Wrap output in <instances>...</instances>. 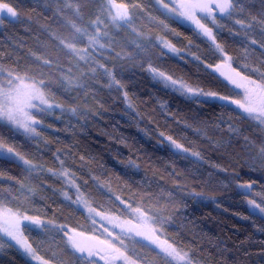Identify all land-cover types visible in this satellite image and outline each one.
Instances as JSON below:
<instances>
[{
    "label": "trees",
    "instance_id": "1",
    "mask_svg": "<svg viewBox=\"0 0 264 264\" xmlns=\"http://www.w3.org/2000/svg\"><path fill=\"white\" fill-rule=\"evenodd\" d=\"M111 1L124 11L120 21L109 16L108 0H0L13 13L0 21V70L37 83L45 99L60 107L32 113L38 131L33 138L0 123V138L31 160L25 166L0 156V210L19 216L40 212L79 235L91 234L89 217L62 194L75 199V189L48 173L58 168L53 156L59 151L94 211L128 221L142 212L158 234L184 242L197 264H264L259 255L264 232L253 224V218L259 223L264 217L230 184L240 174L244 181L255 180L252 198H260L264 127L229 103L198 104L153 79L149 65L205 90L238 95L206 67L220 62L218 54L194 27L163 12L154 0ZM234 2L226 15L217 16L224 25L213 26L217 40L240 72L232 74L264 88V0ZM162 41L179 51L167 52ZM161 132L202 158L173 149ZM133 159L138 168L129 165ZM28 235L45 256L55 254L56 264H82L84 258L66 251L57 233L32 228ZM0 243L12 245L0 251V264H30L2 234ZM123 247L132 264H164L145 241L124 238ZM221 249H226L222 260Z\"/></svg>",
    "mask_w": 264,
    "mask_h": 264
},
{
    "label": "snow or ice",
    "instance_id": "2",
    "mask_svg": "<svg viewBox=\"0 0 264 264\" xmlns=\"http://www.w3.org/2000/svg\"><path fill=\"white\" fill-rule=\"evenodd\" d=\"M234 7V0H197V3L193 6V8L186 9L181 13V15L186 21L190 22L203 37L207 38V40L211 42L215 53L218 54L220 62L216 63L214 66L206 65V67H212V70L215 73H218L220 77H223L225 81L234 85L235 88H241L243 85L233 80L231 75L232 71H236V69L232 67L233 57L228 54L225 47L218 42L214 31V27L217 29L224 27V25L217 20V15L223 16ZM209 20L212 26H209V23L206 22ZM236 22L240 23L239 21ZM160 46L162 49H166L167 52L177 53L179 51L169 41H162ZM194 58L197 60L200 59V57ZM147 70L154 78L159 79L162 83H164L165 87L173 88L181 96H191L197 98L195 102L198 104L206 103L208 99L219 100L234 105L241 103V99L221 95L215 91L205 90L199 85L186 83L183 80H179L163 71H160L152 65H149ZM236 74L240 75V72L236 71ZM253 95V93H249L245 90V98L248 102L252 100ZM122 96L128 108H132L133 104L126 89H122ZM160 106L161 108H166V105L163 103H161ZM7 119L9 123L22 132L26 138H33L36 134H38L34 125L30 124L27 118L17 119L15 115L10 113ZM217 126L220 127L222 124L220 123ZM160 136L176 150L186 152L198 159L202 158L199 151L194 152L191 149H186L184 145L177 142L173 136H166L163 132L160 133ZM0 152H4L10 162L18 161L20 164L25 166L31 164L30 158L18 151L14 142H6L0 138ZM68 156H70V154H67V157ZM62 157L63 156H61L59 151L54 153L53 161L54 163L58 162V168L48 169V173L53 177L63 178L71 188L75 189V199H72L67 191H62L65 199L71 200L72 204L87 207L88 200L85 198L79 183H77L78 178L75 176V171L69 170L67 160ZM81 159L83 160L84 157H81ZM129 165L131 167H139V164L135 159L129 161ZM212 167L218 168L219 171H226V169L217 164H213ZM2 174L3 171L0 170V175ZM241 177V174L234 176L230 184L235 185L237 195L246 197L243 199V202L248 208L259 212L260 217H264V191L260 192L259 199H253L252 193L255 191L253 185H257V182L255 180L244 181ZM92 179L95 180V177H92ZM261 185H264V183H261ZM225 186L228 187L230 185ZM21 190L23 191L24 189L22 188ZM28 190L32 191L30 188ZM108 191H110V187H108ZM0 199L3 200L4 198L0 197ZM12 215L13 220L10 221L5 219L4 223L0 225V234L5 236L7 239H10L15 246L35 261L36 264H56V260L54 253L52 256H45L41 252V249L33 242L31 237L28 235L29 230L32 228H35L42 233L52 231L60 235V239L63 241L66 251L70 249L72 252L79 253L82 257H84L82 264H99V261H103L104 264H109L110 260L119 259V257L107 256L97 250L81 245L74 234L76 232L75 229L68 227L67 224L58 222L55 218H48L46 214H41L40 212L31 214L23 213L20 218H16V214ZM241 218L248 220L250 219V216H244L241 214ZM140 219L141 222H145L142 217ZM21 220L23 223H21ZM253 224L257 231L264 232V219H261L260 222L257 223L256 218H253ZM11 247L12 245L10 244L6 245L4 243H0V251ZM153 248H155L160 259L164 261V264H197V260L194 258L193 252L190 248L184 247V242L182 241L173 242L157 233L155 234V243L153 244ZM217 248H219V245H217ZM225 251L226 249L220 250L218 259L222 260L224 258L223 253ZM259 255L264 258V251H261ZM60 264H64V262L60 261Z\"/></svg>",
    "mask_w": 264,
    "mask_h": 264
},
{
    "label": "rangeland",
    "instance_id": "3",
    "mask_svg": "<svg viewBox=\"0 0 264 264\" xmlns=\"http://www.w3.org/2000/svg\"><path fill=\"white\" fill-rule=\"evenodd\" d=\"M154 2L157 7H159L163 12H165L178 22L189 27H194L190 22L186 21L183 18L181 13L186 9L193 8V6L197 3V0H154ZM108 3L109 16H111L115 21H120L125 17L123 9L114 6L111 0H108ZM4 9L5 11L3 13V16L0 17V21L4 17L13 18L12 11L9 8ZM67 48L77 54L76 50L72 46H69ZM150 75L153 79L160 82L165 87L164 83H162L159 79L154 78L151 73ZM231 75L233 80L243 85V87L237 88V98L241 99V103L238 105H234L231 103L229 104L240 111L243 115L251 118L264 127V88L260 87L258 84L249 79L239 78L232 73ZM166 88L176 92L171 87ZM245 90H247L249 93L254 94L250 102H248L245 98ZM176 93L179 94L178 92ZM183 97L187 99L195 98L191 96ZM207 101L217 100L208 99ZM57 108L60 109L59 106L55 104L53 105L45 99L42 89L37 83L27 81L23 78L0 70V123L11 127L15 131L23 135L22 132H20L9 123L7 117L10 113L15 115L17 119L27 118L28 122L30 124H33L36 129L37 122L33 119L32 113L47 112ZM171 147L175 149L173 146ZM0 156L7 158L4 152H0ZM67 201L71 202V200ZM78 206L89 217L90 221L95 227V230L91 234L85 236L74 233L76 239L80 242L81 245L97 250L104 255L119 257V259L110 260L109 264H132L130 260L128 262V259L124 258V256L122 255V253L125 254V249L123 247L124 238H133L145 241L152 246L155 243V234H157V230L153 225V220L145 216L140 211H135L133 221H128L113 215L96 212L89 206ZM251 211L260 215V213L257 211ZM12 214L14 213L10 212L9 210H0V225L4 223L5 219H8L10 221L13 220ZM20 217L21 216L16 214V218ZM141 217L145 222H141ZM21 222L23 221L21 220ZM11 243L14 245L12 241ZM14 247L30 264H36L35 261L25 255L17 246L14 245ZM75 254H77L79 257H82L79 253ZM99 264H104V262L99 261Z\"/></svg>",
    "mask_w": 264,
    "mask_h": 264
},
{
    "label": "water",
    "instance_id": "4",
    "mask_svg": "<svg viewBox=\"0 0 264 264\" xmlns=\"http://www.w3.org/2000/svg\"><path fill=\"white\" fill-rule=\"evenodd\" d=\"M4 13V8L3 6L0 5V16Z\"/></svg>",
    "mask_w": 264,
    "mask_h": 264
},
{
    "label": "flooded vegetation",
    "instance_id": "5",
    "mask_svg": "<svg viewBox=\"0 0 264 264\" xmlns=\"http://www.w3.org/2000/svg\"><path fill=\"white\" fill-rule=\"evenodd\" d=\"M3 16V14L1 15V17Z\"/></svg>",
    "mask_w": 264,
    "mask_h": 264
}]
</instances>
